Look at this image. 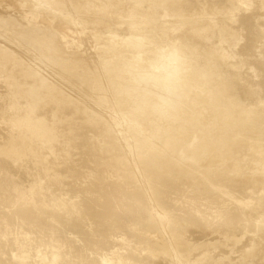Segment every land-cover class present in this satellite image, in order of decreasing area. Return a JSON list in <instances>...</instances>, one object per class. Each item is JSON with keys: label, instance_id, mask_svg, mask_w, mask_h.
<instances>
[{"label": "rangeland", "instance_id": "rangeland-1", "mask_svg": "<svg viewBox=\"0 0 264 264\" xmlns=\"http://www.w3.org/2000/svg\"><path fill=\"white\" fill-rule=\"evenodd\" d=\"M198 3H207L209 14H202ZM183 5L198 9L190 18H202L199 31L190 35L189 26L176 18L160 30L170 41L182 39L188 58L183 65L194 67L198 77L192 88L200 89L208 104L197 117L175 121L184 143L172 141L168 151L143 158L134 156L143 152L134 147L136 139L160 126L163 133L170 128L159 118L155 95L141 92L138 84L118 97L110 92L106 100L56 89L63 99L57 105L43 76H30L36 66L20 60L36 57L0 38V152L25 134L42 139L46 127L63 138L55 146L38 144L40 162L15 160L7 167L0 156V218L9 223L8 231L0 225V264H264V173L257 171L264 166V0H185ZM0 7L1 16L13 15L21 23L27 13L39 14L40 22L66 21L74 57L94 72L104 47L112 45L110 31L123 37L130 30L127 23L94 25L95 16L80 22L71 7L63 17L42 0H0ZM154 10L162 12L159 6ZM102 19L129 20L113 14ZM139 20L146 22L148 39L164 46L159 31L151 30L157 17ZM209 43L223 51L211 68L204 54ZM184 93L190 97L193 91ZM258 101L261 106L249 109ZM89 134L98 138L96 156L86 147ZM202 151L205 155H193ZM193 156L198 159L190 160ZM148 171L159 179H150ZM127 174L139 180L121 179ZM149 185L166 196L156 199V190L146 191ZM63 199L86 211L62 205ZM173 240L183 244L180 249L168 253L156 246Z\"/></svg>", "mask_w": 264, "mask_h": 264}, {"label": "bare ground", "instance_id": "bare-ground-1", "mask_svg": "<svg viewBox=\"0 0 264 264\" xmlns=\"http://www.w3.org/2000/svg\"><path fill=\"white\" fill-rule=\"evenodd\" d=\"M42 1H45L47 4L52 5L55 8L54 11H57L56 13H58L59 11L63 14L62 16L66 18L68 17V15L63 11L68 7H71L80 22L90 23L91 21L88 20L87 17L95 16L98 18V20L92 21V24L94 25L102 26L104 24L107 27L112 28L115 25L127 23L130 29L129 33H126L125 35H123V37L117 35V33H115L113 30L110 31L108 38L112 45L110 44L104 47V57L99 58L95 63V65L97 66L95 72H100L99 78H97L95 72L89 68V64L87 62L74 57V54L76 52H74L75 50L69 47V38L71 37V32L68 30L66 21L61 19L56 23H53L51 20L47 22H40L36 19L37 17H39V14L36 13L31 15V13H27L22 16V19H24L25 22L21 23L16 20L13 15H0V38H6V40L8 39L9 41L15 43L17 46H21V48L24 47L36 57L37 60L32 61L21 55L20 60L22 64L33 63L36 66L35 71H33L30 76H43V79L46 81V87L50 90V97L55 101L57 105L60 104L63 99L56 96V93H54V90L56 89L60 90L61 92H65V90H67L70 93L69 95H71V97H78L80 99L88 96L89 98H103L104 100H106L105 96L110 92H114L115 97H118L119 95L124 93H130L131 89H134V87L136 86L135 84L140 85L137 80L138 73L141 70L147 68V65L151 64L147 63L146 65V62L143 61L142 58H147L151 61V59H155L156 54L160 50L164 49L177 50L181 54L183 60L187 58V56L182 53L184 50V48L181 46L182 39L170 41L167 37L168 34L164 30L161 31L160 28L162 29V27L168 23L174 24L175 22L170 19L176 18L177 20H180L178 21L180 22V24L182 22V24L189 26V33L191 35V32L199 31V28L197 26L199 23L203 22L201 20L202 18L193 20L190 18L191 16L198 14L199 11L198 9H188L187 7H184L183 3L185 0ZM230 1L234 2L235 0ZM13 3L14 1H12L11 6H14ZM198 4L204 11L202 14H209L208 12H206L207 8H209V5L207 3ZM157 6L161 7L162 12H157L154 10V8ZM106 14H113L117 17L126 16L129 20L127 22L121 20L115 22L111 20H103L102 18ZM33 16L35 19L33 18ZM141 16L157 17V20L151 30L153 31L156 29L159 31V36L164 41V46L159 45L157 39H148L146 34L143 32V28L146 22L145 20H139V17L141 18ZM160 18L164 19V21L159 20ZM43 19L46 20L48 18L44 16ZM183 27L184 26H182V28ZM173 28L174 27L170 29ZM176 29L177 28L175 27V30ZM223 29H226L225 25H223ZM177 30H179V27ZM190 35H187L185 39H188ZM222 52V49L218 50L214 45L209 43L208 50L204 53L208 58V67H215L218 64V59L223 56ZM193 68L186 69L183 65L180 89L176 96L173 97L170 106L164 110H161L160 112L161 116L159 118L165 119L170 126L167 133L162 132V126H160L157 130H150L149 134L151 138L153 139L154 137L155 139H157V141L154 139V142L149 139V134L144 133V138L136 139V141L133 143L134 147L140 146V150L143 149V152L142 154H140L141 152H139V154L138 152H133L134 156L135 154H137L136 157L139 156L143 158L151 156L153 154L156 155L157 152L160 151H168L166 149L168 148L167 145H169L170 143L173 144L172 141L176 144L184 143V135L181 131L182 127L177 125L175 121L182 116H186L187 119H190L193 116L197 117L201 109L208 104V101L201 93V90L192 88L198 81V77L195 74V69ZM138 85L136 87H138ZM140 86L142 87L141 89L139 88L141 92L144 93L145 91H148L152 95L156 96L154 90L146 88L142 85ZM184 90L193 91V94L188 97L187 94L184 93ZM261 104L262 102L259 101L254 102L253 105L251 104L249 109H255L256 107L261 106ZM170 108H173L175 110H170ZM237 110H240V107H237ZM123 113L124 112H122L121 114L123 115ZM121 117L125 118L124 115ZM110 121L112 122V120ZM136 123L138 122L135 121V124ZM33 135L34 134H25L20 137L19 141L9 140L7 145L8 147L4 148L0 152V156L4 158L3 160L7 167H10L11 162L15 160L31 158L37 162H40V160H42V157L40 155L41 149L38 148V144H50L51 146H55L59 145L63 141V138L56 134L54 131H50L49 127H46L43 134L39 135L42 139H39L37 136L34 137L35 135ZM167 136H169V138H167ZM194 141L195 140H193V142ZM97 142L98 138L96 136L91 134L87 136L86 147L94 156L98 155V153L100 152ZM203 154L205 155L204 151L200 153L195 152L193 155H198L199 157ZM194 157L198 159L197 156H193V158L190 160L194 161ZM180 161L182 162V159ZM255 164L256 163H254V165ZM257 171L264 173V166H262ZM111 172L116 173L118 172V170L115 167H111ZM255 173L257 172L255 171ZM141 174L143 176V173ZM147 175L152 180L159 179V176L156 174V172L148 171ZM127 178H129V181H132V183H136L139 180V175L127 174L126 176L121 177V179L124 180H126ZM145 186H147V183H145ZM164 186L167 187V185ZM145 188L148 193L149 191L156 190L158 192V195L155 197L156 199L166 196L165 192L156 187H151L149 185V188ZM70 202L63 199L61 201V204L66 207L69 205L71 208L69 206L68 207L73 210L82 211L84 209L79 203L70 204ZM84 211L86 210L84 209ZM0 225H3V229H6L8 231L9 223L6 220L0 218ZM172 243L173 244L160 243L156 246L159 250H167V252L169 253L170 249L174 248L178 250L183 245L174 240L172 241Z\"/></svg>", "mask_w": 264, "mask_h": 264}, {"label": "clouds", "instance_id": "clouds-1", "mask_svg": "<svg viewBox=\"0 0 264 264\" xmlns=\"http://www.w3.org/2000/svg\"><path fill=\"white\" fill-rule=\"evenodd\" d=\"M183 72V59L179 51L160 50L154 61L137 75L138 83L156 93L157 107L161 110L170 106L178 93Z\"/></svg>", "mask_w": 264, "mask_h": 264}]
</instances>
